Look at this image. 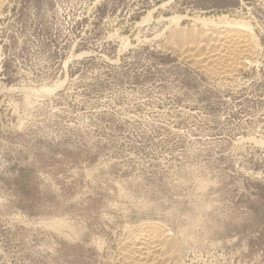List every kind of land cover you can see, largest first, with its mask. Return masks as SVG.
I'll return each mask as SVG.
<instances>
[{
	"label": "rangeland",
	"instance_id": "1",
	"mask_svg": "<svg viewBox=\"0 0 264 264\" xmlns=\"http://www.w3.org/2000/svg\"><path fill=\"white\" fill-rule=\"evenodd\" d=\"M220 19L258 48L229 83L173 44ZM0 49V264H123L151 225L264 264V0H1Z\"/></svg>",
	"mask_w": 264,
	"mask_h": 264
},
{
	"label": "bare ground",
	"instance_id": "2",
	"mask_svg": "<svg viewBox=\"0 0 264 264\" xmlns=\"http://www.w3.org/2000/svg\"><path fill=\"white\" fill-rule=\"evenodd\" d=\"M212 20H202L200 22L201 31L185 33L184 36L188 35L186 39L173 44L176 45V49L184 58L188 61H194V65L200 70L199 73L202 70L203 74L220 83H229L234 81L244 68L251 65L250 61L256 56L258 49L256 40L244 22L225 21L223 19L213 22L214 20ZM175 21L178 24L177 20ZM177 24L176 26H178ZM39 90L43 93L46 92L47 95L54 92V88L53 90L52 88ZM151 226L127 230L128 233L120 242L119 248L123 264L172 263L174 258L173 243L175 241L172 240L173 238L171 239V235L168 233L166 234L159 228Z\"/></svg>",
	"mask_w": 264,
	"mask_h": 264
}]
</instances>
